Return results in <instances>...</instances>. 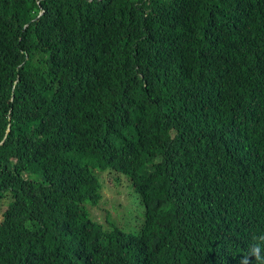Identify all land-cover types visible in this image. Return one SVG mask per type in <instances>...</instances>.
Returning <instances> with one entry per match:
<instances>
[{
    "label": "trees",
    "instance_id": "1",
    "mask_svg": "<svg viewBox=\"0 0 264 264\" xmlns=\"http://www.w3.org/2000/svg\"><path fill=\"white\" fill-rule=\"evenodd\" d=\"M112 171L145 197L139 234L86 210ZM254 246L264 0H0V264H240Z\"/></svg>",
    "mask_w": 264,
    "mask_h": 264
},
{
    "label": "rangeland",
    "instance_id": "2",
    "mask_svg": "<svg viewBox=\"0 0 264 264\" xmlns=\"http://www.w3.org/2000/svg\"><path fill=\"white\" fill-rule=\"evenodd\" d=\"M115 175V172L100 175L104 182L101 190V204L99 207L88 206V209L100 221L104 220L106 213H110L109 218L112 221V226H117L128 232L134 231L142 220L144 207L133 186L128 184L129 181L125 175H120L119 180H111ZM130 186L131 188H129Z\"/></svg>",
    "mask_w": 264,
    "mask_h": 264
},
{
    "label": "clouds",
    "instance_id": "3",
    "mask_svg": "<svg viewBox=\"0 0 264 264\" xmlns=\"http://www.w3.org/2000/svg\"><path fill=\"white\" fill-rule=\"evenodd\" d=\"M113 172V171H112ZM110 173V172H109ZM102 173H100L99 175H98V177H99V179H100V181H101V185L99 186L100 187V190H99V193H100V196H99V198H98V200L96 201V203H91V202H86L85 203V206H86V210L89 212V214H90V216L93 218V219H95V220H97V221H100L99 219H97L94 215H93V213L92 212H90V210L88 209V206H93V205H95V206H100V201H101V198H102V194H101V190H102V186H103V180L101 179V177H100V175H101ZM120 175H122V174H116L115 176H113V178H111V180H115L116 178H117V180H119V178H120ZM122 176H124V175H122ZM126 177V176H125ZM127 178V177H126ZM110 180V181H111ZM128 184H130V182H128ZM112 186V185H111ZM139 197V196H138ZM144 196H143V198L141 197H139V201H140V203L143 205V217H142V220L140 221V223L136 226V228L134 229V231H130V232H137L138 231V234L140 233V231H141V229H142V222H143V220H144V216H145V214H146V211H147V207H146V201L144 200ZM89 204V205H88ZM109 214L110 213H106V215L104 216V219L106 218V217H109ZM126 232H128V231H126ZM262 250H264V249H262L261 247H256V246H254L253 247V249L251 250V252L249 253V256H246V257H242L241 258V262H240V264H251V260L249 259V257L251 256V257H255L256 259H260V255H259V253L262 251ZM9 263H11V262H9Z\"/></svg>",
    "mask_w": 264,
    "mask_h": 264
}]
</instances>
